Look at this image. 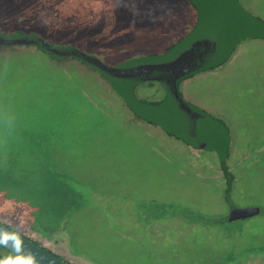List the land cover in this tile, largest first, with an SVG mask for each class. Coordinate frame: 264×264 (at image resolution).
Instances as JSON below:
<instances>
[{
	"label": "rangeland",
	"instance_id": "1",
	"mask_svg": "<svg viewBox=\"0 0 264 264\" xmlns=\"http://www.w3.org/2000/svg\"><path fill=\"white\" fill-rule=\"evenodd\" d=\"M181 2L188 5L184 0H0V32L38 35L116 67L163 53L187 32L194 12L182 10ZM205 3L209 13L224 12ZM240 6L248 24L250 15L264 22V0H240ZM245 35L218 70L180 83L187 102L228 129L235 211L224 202L216 150L194 149L138 120L108 83L85 67L58 66L34 47H15L0 54V126L17 114L39 117L54 136V154L44 164L68 166L77 180L71 184L82 196L68 206L73 211L55 239L59 246L31 231L37 225L43 235L48 223L30 222L42 216V204L34 214L17 205L29 199L25 192L8 188L0 222L71 264H264V29L252 32L247 26ZM155 88L163 90L145 83L136 94L154 98ZM156 202L183 206L202 219L169 217ZM250 208L259 214L239 217ZM7 254L0 247V255Z\"/></svg>",
	"mask_w": 264,
	"mask_h": 264
},
{
	"label": "trees",
	"instance_id": "2",
	"mask_svg": "<svg viewBox=\"0 0 264 264\" xmlns=\"http://www.w3.org/2000/svg\"><path fill=\"white\" fill-rule=\"evenodd\" d=\"M188 1L198 12L200 8L202 11L205 0ZM208 1H210V6L221 8L229 16L234 14L231 16L235 18L234 21L229 20L228 25L235 27L236 39L239 40L243 34L245 35L242 28L246 31L247 26L251 27L252 32L256 28L264 29V22L252 15L249 16L251 24L245 21L246 18L241 20L242 17L239 13L244 12L246 14L247 12L241 8L237 0H233V3L230 0ZM220 1H224L223 4H218ZM244 37L246 38V36ZM252 37L257 38L256 36ZM236 39L235 41L238 43ZM186 44H188L186 40L178 41L164 53H152L128 60L116 67H108L91 53L81 52L68 45L50 44L38 35L0 32V54L17 50L18 48L15 49V47H24L23 50L34 47L58 66L64 67L66 63L68 66L75 63L79 64L106 81L111 91L121 100L123 108L127 112L129 111L132 116L139 120L159 127L168 136L191 147L212 151L213 149L210 148L197 147L194 142L208 147H217V142H224L226 144V158L219 161L220 172L226 185L224 202L231 211H235L231 194L234 176L226 162L229 145L228 129L222 121L216 120L215 117H211L202 109L185 101L180 92L182 81L198 73L213 71L222 67L229 60L235 47H233L234 45L230 46L228 50L221 52H213V47L208 59L205 53L199 52L201 46L195 51L197 47L192 44L189 52ZM180 58L182 59L181 66L177 63ZM166 62L170 63L171 66H166ZM143 64L152 66L150 70H153L155 74L147 77L144 82H139L135 73L140 71L138 67ZM140 83L150 84V87L154 83L160 84L163 86L162 97L159 100L139 98L136 94V88L140 86ZM9 118L10 124L8 121L7 124L0 126V202L9 198L7 195L8 188H11L14 194L24 192L27 194L29 199L25 202L19 201L17 205L24 206L23 208H26L30 213H38L35 206L42 204V216L38 219L31 217L30 222H36L35 224L47 222L48 226L41 231L51 240L53 233L62 230L61 226L66 214L73 211L68 209V206L72 203L77 204V200L81 201L82 195L77 193L71 184L72 181L77 183L76 176L68 171V166H63L58 170L59 168L50 169L44 164L50 163L46 156L54 154L52 149L54 148V136L50 132V127L45 123L43 124L39 117L35 119L25 114H17ZM72 140L69 143H72ZM74 144L77 145V143ZM39 181L43 183L41 184ZM30 198L33 200L31 201ZM154 207L162 210L169 217H181L190 223L202 219L197 213L170 202H156ZM246 210L239 211V217L246 218L242 214ZM257 210L258 212L254 215L259 214L260 211ZM161 217L157 216L155 219L158 220ZM224 221V219L218 220L221 223ZM36 226H33V229H37ZM7 227L13 230L10 226ZM38 233L41 232L38 231ZM31 241L40 246L35 241ZM46 251L53 254L50 250L46 249ZM53 255L66 264H71L57 255ZM235 262L236 260H233V264Z\"/></svg>",
	"mask_w": 264,
	"mask_h": 264
},
{
	"label": "crops",
	"instance_id": "3",
	"mask_svg": "<svg viewBox=\"0 0 264 264\" xmlns=\"http://www.w3.org/2000/svg\"><path fill=\"white\" fill-rule=\"evenodd\" d=\"M184 1H186V3H188V5L186 6V5H184V2H181L182 10H183V7L185 9L187 7H190L191 10L194 12V14L192 15V18L190 19V22L187 23L188 26H190L189 29L186 28V30H188V31L185 32V33H181L180 37L175 42L186 40L188 42V44H186V46L188 47V49H189L188 51L189 52H190V46L192 44H194V46L197 47L195 49V51L198 50L199 46H201L202 48H201V51H199V52L205 53L206 57L209 59V57H210L209 55L211 54V51H212L213 47H214L213 48V52H221L222 50L225 51V50H228L230 46L234 45L233 47H235L236 44H238L239 42L243 41L245 39L244 36L248 37L247 35H244L242 33L243 37L241 39H239V40L236 39L235 27H233V26L229 27V25H228V21L229 20H231L232 22L234 21L235 18L231 17V16H234V14L229 16L227 14V12H220V11H216V12L213 11V13H209L208 9L206 8V3L205 2L207 1V5L210 8L212 6H210V1H208V0H205L203 2L204 6L202 8V11H201V8H200V11L198 12L197 9L194 8L193 5L188 0H184ZM230 1H231V3L234 2L233 0H230ZM237 1L240 4V0H237ZM211 3H212V1H211ZM239 15L242 17L241 20H245L246 14L244 12H242V14L239 13ZM242 31L245 32V29L242 28ZM235 39L238 40V43H237V41H235ZM174 43H170V45H167L166 48L164 49L163 53L166 52L171 47V45L174 44ZM181 61H182L181 58L179 59V61H177L179 66H181L180 65ZM175 65H177V64H175ZM166 66H171V65H170V63L166 62ZM218 69H216V70H218ZM206 72H211V71H206ZM206 72H203V73H206ZM203 73H198L196 75H200V74H203ZM196 75L191 77V79L196 77ZM186 81L187 80H184L183 83H186ZM180 92L182 94L183 99L185 101H187L186 97H185V93H183L182 90ZM156 93L157 94L155 95L154 98H152L151 96H147V95H145L143 97H139V96L138 97L141 98V99L159 100L160 97H162L161 96L162 95V91L158 92V90L156 89ZM203 111H205V110H203ZM209 115H211V114H209ZM140 121H142V120H140ZM136 122H138V121L136 120ZM194 149H198V148H194ZM33 228L34 227H31V231L33 230L32 232H33L34 235H36L38 237H41L42 239L45 238L47 242H51V240H52L51 243L53 245L56 244V245L59 246V241H55V239H56L57 235L61 232V229L56 231L55 233H53V235H52L53 238L50 240V239H48L49 236H46V235L44 236L41 233H38V231L36 229H33ZM29 239H32V238H29ZM33 241H35V240H33ZM35 242L37 244H39L38 241H35ZM58 248L60 249V247H58ZM47 250H50V249H47ZM51 252L53 254L57 255L58 257L62 258V259L66 258V257H61L60 255H58L54 251H51ZM68 255L71 258L70 254H68Z\"/></svg>",
	"mask_w": 264,
	"mask_h": 264
},
{
	"label": "clouds",
	"instance_id": "4",
	"mask_svg": "<svg viewBox=\"0 0 264 264\" xmlns=\"http://www.w3.org/2000/svg\"><path fill=\"white\" fill-rule=\"evenodd\" d=\"M0 247L10 249L7 255L0 256V264H39L31 251L24 250L17 230L0 228Z\"/></svg>",
	"mask_w": 264,
	"mask_h": 264
},
{
	"label": "water",
	"instance_id": "5",
	"mask_svg": "<svg viewBox=\"0 0 264 264\" xmlns=\"http://www.w3.org/2000/svg\"><path fill=\"white\" fill-rule=\"evenodd\" d=\"M149 68H152V66H149ZM138 70H141V69H138ZM195 144H197L196 145L197 147H204L207 149L210 148V149L216 150L217 154L220 157V160H224L226 158V149H225L226 144L222 141L217 142V147L215 145H214L215 147H210V146L208 147L207 145H204V144L200 145L199 143L194 142V145ZM257 212L258 210L256 208H252V209L250 208V209H247L246 211H243L242 214L244 217H250L251 215H254ZM0 228L12 230L9 227L2 224L1 222H0ZM20 236L22 239L24 250L31 251L35 255V258L39 262V264H66L65 262L61 261L59 258L54 256L53 254L47 252L45 248L34 244L29 238L23 235H20ZM1 248L7 251L10 250V249L8 250L6 247H1Z\"/></svg>",
	"mask_w": 264,
	"mask_h": 264
},
{
	"label": "flooded vegetation",
	"instance_id": "6",
	"mask_svg": "<svg viewBox=\"0 0 264 264\" xmlns=\"http://www.w3.org/2000/svg\"><path fill=\"white\" fill-rule=\"evenodd\" d=\"M138 72H136L137 74L135 73V76L137 77L139 82H144L145 80H147V77H150L152 74H155L153 70H143V71H138ZM141 84L143 83H140V85Z\"/></svg>",
	"mask_w": 264,
	"mask_h": 264
}]
</instances>
